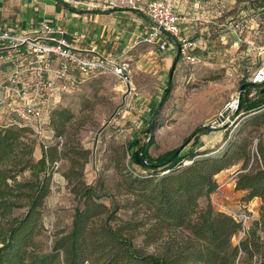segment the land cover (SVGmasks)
Segmentation results:
<instances>
[{"label": "trees", "instance_id": "1", "mask_svg": "<svg viewBox=\"0 0 264 264\" xmlns=\"http://www.w3.org/2000/svg\"><path fill=\"white\" fill-rule=\"evenodd\" d=\"M189 1L216 14L227 9L226 0H216L215 6V0ZM251 1L264 14V0ZM250 8L243 6L242 15ZM226 16L221 14L220 20ZM209 26L214 28L213 23ZM175 69H170L147 128L150 140H132L129 166L119 164V180L111 187L102 178L93 184L85 180L89 150L69 143L60 148L58 140L43 144L36 158L37 140L29 125L0 124V264H240L243 255L247 264H264V206L262 219L246 228L234 214L216 209L212 200L220 187L217 175L234 162L241 164L235 188L244 192L243 201L264 200V145L259 140L253 151L252 140L244 136L264 126V82H243L231 129L242 136L240 142L229 139L228 132L222 152L199 150L201 134L210 129L199 126L183 145L153 156L156 118L171 98ZM62 102L52 110V125L60 137L74 116L58 109ZM191 142L192 150L183 153ZM60 160L71 164L64 175L77 206L70 229L57 230L49 241L43 213ZM136 165L145 173L134 170ZM242 231L246 236L234 245L233 238Z\"/></svg>", "mask_w": 264, "mask_h": 264}, {"label": "rangeland", "instance_id": "2", "mask_svg": "<svg viewBox=\"0 0 264 264\" xmlns=\"http://www.w3.org/2000/svg\"><path fill=\"white\" fill-rule=\"evenodd\" d=\"M85 1L95 8L103 9L131 6L135 11H141L136 7L145 6L139 4L138 0H134V3L129 0ZM212 4L215 6L217 1ZM224 5L227 8H222L226 10L225 13L216 14L206 9L213 17L218 16L215 17L217 24L213 23L212 36L222 35L221 42L210 43L205 49L209 52V58L204 59L199 49L200 63L189 64L180 58L176 64L171 98L156 118L159 128L154 132L155 143L150 147L153 156L183 145L184 139L199 126L210 127L208 133L201 134L200 144L196 146L202 151L218 149V153L222 152L228 132L229 139L234 138L237 142L242 140V136H235L234 129L231 130L237 110L236 105L231 107L230 104L238 100L243 82H251L255 73L264 67V14L256 11L251 0L240 4L238 0H226ZM245 5H251L252 8L246 11L247 15H242L241 8ZM221 14L227 15L224 20H220ZM233 30L237 37L228 34L224 37L223 34ZM212 36L210 39H214ZM219 47L223 52L219 51ZM153 51L147 54L148 58L142 55L132 61L130 87L112 74H100L67 93L58 109L74 116L66 123L61 137L52 125V113L45 124L44 136L36 135L33 130V137L37 140L35 157L39 158L43 153V144L56 143L58 140L61 142L60 148L69 143L79 149L89 150L85 180L93 184L102 178L108 187L113 186L119 180V164L129 166L127 148L132 140L138 138L141 144L150 140L147 128L156 104L166 89L173 63L167 62L169 52L161 54L157 49ZM24 120L19 121L29 124L28 120ZM250 133L248 131L244 136L252 140V149L257 151L259 140L264 144V126ZM192 148L193 142L186 146L183 153L190 152ZM185 164L190 162L187 160ZM70 165L68 160L59 161L54 173L52 193L44 207L43 221L49 241L57 230H68L72 225L77 200L64 175ZM237 166L238 163L234 162L224 171L228 169L231 172ZM133 168L138 173H145L137 165ZM231 182L232 173H228L218 193L213 195L215 207L230 214L248 210L251 219L246 228H252L257 220L262 219L264 200L255 198L251 202H244L242 191H235ZM105 200L111 204L109 197ZM206 203L204 199L203 205ZM260 233L264 238V226ZM245 236V231L235 236L234 245H238ZM247 258L243 255L240 264H247Z\"/></svg>", "mask_w": 264, "mask_h": 264}, {"label": "built area", "instance_id": "3", "mask_svg": "<svg viewBox=\"0 0 264 264\" xmlns=\"http://www.w3.org/2000/svg\"><path fill=\"white\" fill-rule=\"evenodd\" d=\"M129 1L134 3V0ZM136 8L143 11L150 22L143 39L145 43L157 45L161 51L175 52L185 63L202 61L193 51L196 42L182 32L181 23L185 18L176 12L175 0H153ZM58 32L59 29L49 23L41 24L37 33L9 29L0 32V68L7 65L11 73L9 83L4 84L10 95L7 112L19 120H28L26 125L32 126L38 136H44L45 124L55 106L87 80L100 74H112L126 86L132 85L130 62L119 61L112 55L91 56L66 38L56 37L54 34ZM56 59L58 66L54 67ZM252 81L264 82V67L255 73ZM238 108L236 103L235 109ZM16 117L12 123L21 124ZM234 216L245 226L251 219L246 212Z\"/></svg>", "mask_w": 264, "mask_h": 264}, {"label": "crops", "instance_id": "4", "mask_svg": "<svg viewBox=\"0 0 264 264\" xmlns=\"http://www.w3.org/2000/svg\"><path fill=\"white\" fill-rule=\"evenodd\" d=\"M138 1L145 6L149 2ZM175 5L176 11L185 18L181 23L183 34L196 42L194 53L199 56L200 49L204 59L209 58V52L205 50L208 44L219 43L222 37L221 34L212 36L213 31L209 26L210 23L217 24L216 16L207 13L199 2L175 0ZM43 23L58 28L60 32L54 34L56 37L66 38L78 50L90 52L91 56L112 55L119 61H128L132 64L134 59L142 55L148 58L147 54L154 52V49L161 54L169 52L161 51L157 45L144 42L143 39L150 27L149 19L146 14L135 11L131 6L103 9L95 8L85 0H0V32L9 29L13 32L37 33ZM226 34L237 37L235 30L223 34L224 37ZM211 36L214 39H210ZM219 51L223 52L220 47ZM167 56L169 57L167 62L171 61L172 66H176L177 61L179 62L178 54L169 52ZM53 66H58L57 59ZM0 70H2L0 71V123L11 124L16 115L7 112L6 106L10 101V95L4 88V84L9 83L8 78L11 73L4 64ZM240 168L239 163L231 172L228 169L220 172L217 175L220 187L222 180L228 173H232L231 184L236 191V176ZM217 193L218 191L215 194ZM241 195H244V192Z\"/></svg>", "mask_w": 264, "mask_h": 264}, {"label": "water", "instance_id": "5", "mask_svg": "<svg viewBox=\"0 0 264 264\" xmlns=\"http://www.w3.org/2000/svg\"><path fill=\"white\" fill-rule=\"evenodd\" d=\"M263 92H264V90H263ZM241 97H242V95H241V93L239 94V98H238V100H237V103H238V106H239V104H240V100H241ZM231 105V107H232V104H230ZM209 156V155H208ZM200 157H202V156H200ZM191 164V163H190Z\"/></svg>", "mask_w": 264, "mask_h": 264}, {"label": "bare ground", "instance_id": "6", "mask_svg": "<svg viewBox=\"0 0 264 264\" xmlns=\"http://www.w3.org/2000/svg\"><path fill=\"white\" fill-rule=\"evenodd\" d=\"M236 103H237V102H236V100H235V101L232 103V106H235V105H236Z\"/></svg>", "mask_w": 264, "mask_h": 264}]
</instances>
